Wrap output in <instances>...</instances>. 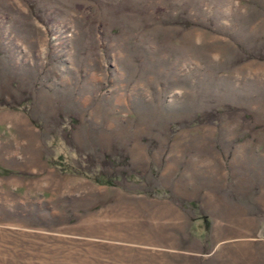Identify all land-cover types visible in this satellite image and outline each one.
I'll return each mask as SVG.
<instances>
[{
  "label": "rangeland",
  "instance_id": "rangeland-1",
  "mask_svg": "<svg viewBox=\"0 0 264 264\" xmlns=\"http://www.w3.org/2000/svg\"><path fill=\"white\" fill-rule=\"evenodd\" d=\"M0 264H264V0H0Z\"/></svg>",
  "mask_w": 264,
  "mask_h": 264
}]
</instances>
